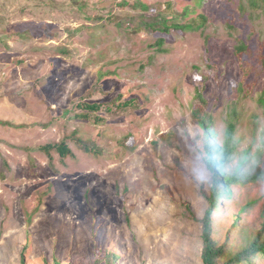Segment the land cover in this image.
<instances>
[{
    "label": "rangeland",
    "instance_id": "rangeland-1",
    "mask_svg": "<svg viewBox=\"0 0 264 264\" xmlns=\"http://www.w3.org/2000/svg\"><path fill=\"white\" fill-rule=\"evenodd\" d=\"M262 96L264 0H0V264H204L196 107L251 157L220 262L264 264L233 261L264 229Z\"/></svg>",
    "mask_w": 264,
    "mask_h": 264
},
{
    "label": "trees",
    "instance_id": "trees-1",
    "mask_svg": "<svg viewBox=\"0 0 264 264\" xmlns=\"http://www.w3.org/2000/svg\"><path fill=\"white\" fill-rule=\"evenodd\" d=\"M168 5H166V8L168 11H171L173 9L172 2H168ZM188 10L186 9V13ZM202 19L204 20V17L202 16ZM158 24V25H156ZM175 27H178V23L172 24ZM170 19L169 17L163 16L162 21L156 22L154 24V28L160 29L163 31H168L170 27ZM245 49L244 45H240L237 47V51H242ZM198 96L202 99L203 102H205V99L201 95V93H198ZM260 103L264 106V96L260 97L259 99ZM193 116L198 121L200 127L204 130L203 136H204V147L209 144L210 139L215 141V133L213 132L211 128L212 119L211 116L208 115L205 112V109L196 107L193 110ZM235 125L230 124L228 127V137L226 138L223 145L216 143L217 150L221 152H225L228 156L231 154V140L229 136L232 134L233 129ZM61 148V154L66 155L67 153H70L71 150L69 149L67 143L63 141L60 145ZM212 174V183L210 187V196L208 197L209 206L206 210L204 217L201 219L202 223V238H203V250H202V259L204 264H230L228 263H221L220 259L223 258L225 254V247L223 245H220L214 238V214L215 211L219 208V203L222 199L225 197H229L233 192L231 189L232 184L237 182V179H233L230 175H225L223 183H220L218 181V178L215 175V172L209 169ZM264 252V229L260 230V233L255 238V240L248 246L245 250H242L241 252L236 254V257L234 258V262H242L243 260L246 262H251V259L258 253ZM108 264H113L116 262V258L114 255L108 256ZM24 258H22V264H24ZM232 264V263H231Z\"/></svg>",
    "mask_w": 264,
    "mask_h": 264
},
{
    "label": "clouds",
    "instance_id": "clouds-1",
    "mask_svg": "<svg viewBox=\"0 0 264 264\" xmlns=\"http://www.w3.org/2000/svg\"><path fill=\"white\" fill-rule=\"evenodd\" d=\"M217 147L215 141L210 139L209 144L202 148L201 167L214 171L220 183H223L226 174L233 179L243 180L250 171L251 157H230L225 152L218 151Z\"/></svg>",
    "mask_w": 264,
    "mask_h": 264
}]
</instances>
